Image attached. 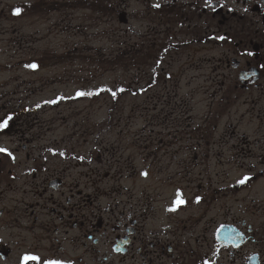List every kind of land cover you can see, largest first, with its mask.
Here are the masks:
<instances>
[{
    "label": "flooded vegetation",
    "instance_id": "af4514ba",
    "mask_svg": "<svg viewBox=\"0 0 264 264\" xmlns=\"http://www.w3.org/2000/svg\"><path fill=\"white\" fill-rule=\"evenodd\" d=\"M133 1L139 4L135 16L146 26V32L138 35L148 36L155 52L147 86H156L165 73V67L158 71L161 62L171 63L179 56L186 57L185 61L211 62V72L205 77L215 84L222 75V65L233 69L237 78L234 89L249 91L253 105L264 111V0H211L210 4L209 0ZM130 2L118 3V18L123 24L131 20ZM220 36L225 39L215 38ZM136 47L141 51L143 45ZM201 51L212 53L197 56ZM250 69L258 71V77L245 84L240 75ZM254 92H258L255 99ZM5 101L0 104V122L11 119L7 127L0 128V148L8 149L11 156L0 153V264H22L25 254L39 257V261L28 264L49 260L72 264H264V225L259 229L254 223L252 197L232 194L229 199L186 198L184 186L193 185L198 191L206 187L207 195L217 193L218 187H213L215 181L210 178L202 183L204 169L194 174L193 168L184 165L171 169L174 171L167 179L186 203L169 211L177 198V193L175 197L170 193L164 200L165 214L158 216L151 198L135 199L131 188L121 187L127 167L121 165L123 161L107 158L109 169L116 167L104 174L113 177L112 192L122 195L124 189L129 196L96 203L81 186L80 178H85L88 187L94 175H100V169L92 166L89 157L78 156L68 145L62 146L66 136L47 134L51 121L40 118L43 104L25 103L23 97ZM185 102L181 97L176 104ZM201 136H195L196 143L203 141ZM171 140L151 135V144L156 148L152 154L158 157L162 153L173 159L186 149L187 157L195 160L209 156L204 150H193L200 144L197 148L190 145L174 150ZM240 140L249 147L260 146L264 158V134L252 140L243 134ZM240 151L245 152V148ZM78 166L85 169L71 176L69 170ZM247 175L253 178V174ZM174 176L177 182H173ZM233 186L235 192L244 185L235 182ZM257 208L264 214V206Z\"/></svg>",
    "mask_w": 264,
    "mask_h": 264
},
{
    "label": "rangeland",
    "instance_id": "374dc122",
    "mask_svg": "<svg viewBox=\"0 0 264 264\" xmlns=\"http://www.w3.org/2000/svg\"><path fill=\"white\" fill-rule=\"evenodd\" d=\"M118 3L0 0V104L19 97L28 104H43L40 118L51 121L47 134L66 136L62 146L68 145L78 156L89 157L92 166L100 169V175L95 174L88 187L85 178L78 176L96 203L129 196L124 189L122 195L112 192L113 177L104 176L109 169L107 158L127 164L121 163L127 166L121 187L131 188L135 199L151 198L158 216L165 214L164 200L170 193L173 197L177 193L167 179L174 171L171 169L188 165L194 174L204 169L202 183L210 178L218 190L209 196L204 193L206 187L198 191L193 185L184 186L186 198L252 197L254 223L261 229L264 214L257 206H264V174L260 175L264 158L260 146L249 147L240 140L243 134L248 140L264 134L261 106L253 105L249 91L234 89L237 78L233 69L222 65V75L214 84L205 77L211 72V62L185 61L182 56L171 63L161 62L158 71L165 67V73L156 86H147L155 52L149 46V37L138 35L146 32L144 23L135 16L139 4L131 0V20L123 24L118 18ZM17 7L22 11L14 15ZM140 43L141 51L136 47ZM211 53L201 51L196 55ZM32 64L37 67H28ZM120 88L124 92L114 96L112 93ZM80 91L92 95L77 96ZM257 94L254 92L252 97L255 99ZM181 97L186 102L177 105ZM156 134L165 141L175 138L171 140L174 150L190 145L197 148L200 144L193 150H204L209 156L195 160L187 157L184 149L173 159L162 153L157 157L152 154L156 148L150 141V136ZM197 135H202L199 139L204 142L196 143ZM242 148L245 152L240 151ZM84 169L78 166L69 171L74 176ZM247 174H253V178L234 192L230 185ZM177 181L174 176L173 182Z\"/></svg>",
    "mask_w": 264,
    "mask_h": 264
},
{
    "label": "snow or ice",
    "instance_id": "6c2138e0",
    "mask_svg": "<svg viewBox=\"0 0 264 264\" xmlns=\"http://www.w3.org/2000/svg\"><path fill=\"white\" fill-rule=\"evenodd\" d=\"M211 3V0H209V4ZM157 7H159V5H156ZM22 9L17 7L14 9V15H19L21 13ZM216 39L219 40H224L225 37L220 36V37H215ZM249 55H251V53H249ZM28 67L31 68H36L37 65L32 64V65H28ZM120 91H124L123 89H120ZM87 95H92V93L89 92H83L80 91L77 93V96H87ZM113 95L115 96L116 93L113 92ZM48 103H55V101H49ZM11 119V117H8L7 119H4L2 122H0V128H5L8 126V120ZM0 153H7L9 156H11V153L8 152V149L6 148H0ZM14 159V157H13ZM82 159V157H81ZM144 175H147V173H144ZM252 179L251 176L249 175H245L243 176L241 179H239L237 181L238 184H246L247 182H249ZM186 201L182 198V193H177V198L176 200L173 202V206L170 207L168 210L169 211H175L177 210V208H179V206L185 204ZM29 261H39V257L34 255V254H25L24 257L22 258V264H28ZM44 264H72L71 261H45Z\"/></svg>",
    "mask_w": 264,
    "mask_h": 264
},
{
    "label": "water",
    "instance_id": "95a60500",
    "mask_svg": "<svg viewBox=\"0 0 264 264\" xmlns=\"http://www.w3.org/2000/svg\"><path fill=\"white\" fill-rule=\"evenodd\" d=\"M257 77H258V71H254V69H250L249 71L243 72L240 75L241 81H243V83L245 84L254 82L257 79Z\"/></svg>",
    "mask_w": 264,
    "mask_h": 264
},
{
    "label": "trees",
    "instance_id": "16d2710c",
    "mask_svg": "<svg viewBox=\"0 0 264 264\" xmlns=\"http://www.w3.org/2000/svg\"><path fill=\"white\" fill-rule=\"evenodd\" d=\"M120 89H121V88H120ZM114 92H115V91H114ZM123 92H124V91H120V90H119V91H116L115 93L119 95L120 93H123ZM112 94H113V93H112Z\"/></svg>",
    "mask_w": 264,
    "mask_h": 264
}]
</instances>
